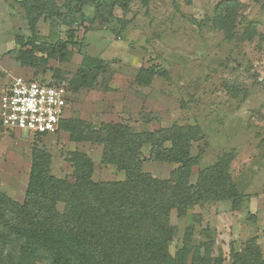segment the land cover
I'll return each mask as SVG.
<instances>
[{
    "label": "rangeland",
    "instance_id": "obj_1",
    "mask_svg": "<svg viewBox=\"0 0 264 264\" xmlns=\"http://www.w3.org/2000/svg\"><path fill=\"white\" fill-rule=\"evenodd\" d=\"M18 1L0 0V93L17 76L59 83L69 91L65 119L94 130L117 124L135 132L199 131L192 154H202L189 183L228 154L243 197L238 211L230 201L190 208L182 220L172 211L169 253L174 257L188 242L190 264L192 253H203L198 245L210 242L208 264L222 258L231 264L230 250L256 238L264 257V0H130L126 12L103 0L73 15L61 8L40 19L34 40L44 47L69 40L65 54L27 52L31 66L20 60L31 33ZM97 61L101 66L92 68ZM76 153L93 163V181L124 180L123 172L101 163L100 144L72 142L65 129L37 137L0 126V192L22 203L35 161L73 183ZM142 153L147 157V148ZM175 167L147 161L142 171L166 179ZM0 264L41 263L23 257L17 244L0 242Z\"/></svg>",
    "mask_w": 264,
    "mask_h": 264
},
{
    "label": "trees",
    "instance_id": "obj_2",
    "mask_svg": "<svg viewBox=\"0 0 264 264\" xmlns=\"http://www.w3.org/2000/svg\"><path fill=\"white\" fill-rule=\"evenodd\" d=\"M100 1L65 0L58 5L54 0H19L31 33L23 43L30 49L21 52V64L31 66L25 61L27 52L46 53L51 58H62L66 52L69 40L48 47L35 43L41 18L57 16L61 8L70 15L81 14L83 6ZM109 1L122 12L130 4V0ZM99 66L97 61L92 68ZM63 129L72 142L100 144L101 163L123 172L124 180L93 181V163L79 153L72 156L73 183L50 176L47 165L35 161L22 203L0 192V242L17 244L25 258L41 264H186L188 242L174 257L168 250L175 229L170 223L171 212L182 220L190 208L223 201H230L233 211L239 210L243 195L233 183L228 154L200 169L196 182L189 183L191 170L199 165L202 154H192V142L200 140L199 131L172 126L135 132L117 124H102L94 130L82 121L66 119L59 125V130ZM165 143L170 145L165 147ZM147 161L176 167L168 178L159 179L142 171ZM58 203L63 204L61 211ZM193 219L199 221L200 216ZM187 229L192 237L194 227ZM256 242L249 238L239 251L231 249V264H264ZM198 246L203 253H192L190 264H208L205 252L212 244ZM223 259H218L219 264Z\"/></svg>",
    "mask_w": 264,
    "mask_h": 264
},
{
    "label": "built area",
    "instance_id": "obj_3",
    "mask_svg": "<svg viewBox=\"0 0 264 264\" xmlns=\"http://www.w3.org/2000/svg\"><path fill=\"white\" fill-rule=\"evenodd\" d=\"M69 91L63 85L14 77L0 93V121L4 129L51 135L65 119Z\"/></svg>",
    "mask_w": 264,
    "mask_h": 264
},
{
    "label": "crops",
    "instance_id": "obj_4",
    "mask_svg": "<svg viewBox=\"0 0 264 264\" xmlns=\"http://www.w3.org/2000/svg\"><path fill=\"white\" fill-rule=\"evenodd\" d=\"M35 80V79H34ZM39 82H42V81H39ZM43 83V82H42ZM218 203H220V202H218ZM217 204V203H216Z\"/></svg>",
    "mask_w": 264,
    "mask_h": 264
}]
</instances>
